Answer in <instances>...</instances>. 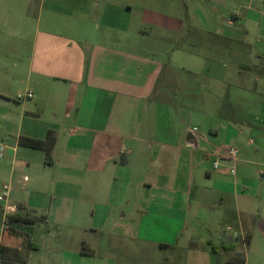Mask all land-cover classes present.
Returning <instances> with one entry per match:
<instances>
[{"label": "crops", "instance_id": "1", "mask_svg": "<svg viewBox=\"0 0 264 264\" xmlns=\"http://www.w3.org/2000/svg\"><path fill=\"white\" fill-rule=\"evenodd\" d=\"M10 1L0 247L18 264H39L44 248L42 264H264V46L251 42L253 31L264 45V0H183L184 15L158 20L154 0ZM49 132L50 159L19 145ZM230 147L236 162L224 161ZM16 216L36 221L12 223L33 240L8 229ZM39 228L66 234L43 247ZM225 244L235 250L212 251Z\"/></svg>", "mask_w": 264, "mask_h": 264}, {"label": "rangeland", "instance_id": "2", "mask_svg": "<svg viewBox=\"0 0 264 264\" xmlns=\"http://www.w3.org/2000/svg\"><path fill=\"white\" fill-rule=\"evenodd\" d=\"M183 0H154V12H155V20H158L157 15L158 13L163 12L165 13H170L172 16L174 17H181V14L184 15V6L182 7V2ZM10 8L13 7H21L22 4V0H12L10 1ZM12 10V9H11ZM17 12V11H16ZM251 27V31H252ZM255 35L254 32L252 31V36H251V42L253 44V47L255 49H260L262 46H264L263 44H260V42H256L255 41V37L253 36ZM256 36V35H255ZM197 176H195L194 180L196 181ZM197 186L198 185H194L193 187V195H192V205H191V210H192V214L190 216L189 219V223L191 225L192 228H194V230L196 231L195 227H197L196 225L198 224V215L200 213V210L198 209V206L196 204V195H197ZM203 225H205V223H203ZM199 226V225H198ZM194 233V231L192 230L190 233V236H192ZM66 234V231L63 230H57L54 231V236L55 238L52 239L51 241L49 239H45L44 237V229L39 228L36 236L34 237L36 240L35 242H37L38 244L42 245L43 247L46 244L52 245L55 243H60V241L62 242L64 235ZM201 235H204L203 233ZM33 240V238H32ZM33 259L37 260L39 262V264H42V261H44V259H48L49 258V251L45 250H41L39 252H35L33 253ZM218 261H215L214 264H218ZM141 264L143 263V260H136V262L134 264Z\"/></svg>", "mask_w": 264, "mask_h": 264}, {"label": "trees", "instance_id": "3", "mask_svg": "<svg viewBox=\"0 0 264 264\" xmlns=\"http://www.w3.org/2000/svg\"><path fill=\"white\" fill-rule=\"evenodd\" d=\"M55 140L56 139H55L53 132H49L47 135V138L45 140L20 138L19 145L22 147L31 148V149H35V150H42V151L46 152L47 158L50 159L52 150H53L54 145H55ZM13 222H16V223L19 222V223L25 224V225H34L36 223V221H28L27 219L17 220V216L16 217H9V219H8V224H9L8 229L9 230L21 231V232L25 233L30 239H32V234H31V232H29L26 229V227H24V229L23 228L15 229L12 227ZM33 247H34V245H33ZM233 250H235V247L233 244H225V245L220 246V247L212 246V251L215 254H218L221 251H225V252L229 253ZM18 255H19V252L16 249H12L9 247H0V264H18L17 263Z\"/></svg>", "mask_w": 264, "mask_h": 264}, {"label": "built area", "instance_id": "4", "mask_svg": "<svg viewBox=\"0 0 264 264\" xmlns=\"http://www.w3.org/2000/svg\"><path fill=\"white\" fill-rule=\"evenodd\" d=\"M34 98V95L30 92H27V93H24V94H21L19 95L18 97V100L19 101H27V100H31ZM9 146L6 145L5 143H0V160L1 159H4L6 156H7V153L9 151ZM239 159V150L238 148L236 147H230L228 150H227V153H226V159L224 161H232V162H236L238 161ZM221 163L222 161L221 160H218V161H215L213 163V168L215 170L219 169L220 166H221ZM231 173L234 175L236 173V170L235 168H232L231 169ZM25 180L27 181L28 178L25 177ZM2 193H0V203H4L7 199V194L10 190V187L8 185H3L2 186ZM2 242V236L0 235V244Z\"/></svg>", "mask_w": 264, "mask_h": 264}, {"label": "water", "instance_id": "5", "mask_svg": "<svg viewBox=\"0 0 264 264\" xmlns=\"http://www.w3.org/2000/svg\"><path fill=\"white\" fill-rule=\"evenodd\" d=\"M189 139L192 141V135L191 134L189 135Z\"/></svg>", "mask_w": 264, "mask_h": 264}]
</instances>
